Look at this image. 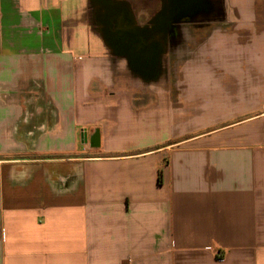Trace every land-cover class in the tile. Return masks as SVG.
Segmentation results:
<instances>
[{
    "label": "crops",
    "instance_id": "obj_1",
    "mask_svg": "<svg viewBox=\"0 0 264 264\" xmlns=\"http://www.w3.org/2000/svg\"><path fill=\"white\" fill-rule=\"evenodd\" d=\"M0 264H264V0H0Z\"/></svg>",
    "mask_w": 264,
    "mask_h": 264
},
{
    "label": "rangeland",
    "instance_id": "obj_2",
    "mask_svg": "<svg viewBox=\"0 0 264 264\" xmlns=\"http://www.w3.org/2000/svg\"><path fill=\"white\" fill-rule=\"evenodd\" d=\"M200 122L201 121H198V120H190V123L188 124V126H189V129L191 130V134H195L200 131V127H201ZM181 127L182 126L180 125L177 128H175V130L181 129Z\"/></svg>",
    "mask_w": 264,
    "mask_h": 264
}]
</instances>
